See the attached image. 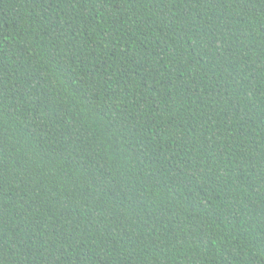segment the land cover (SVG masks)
<instances>
[{
    "label": "trees",
    "instance_id": "16d2710c",
    "mask_svg": "<svg viewBox=\"0 0 264 264\" xmlns=\"http://www.w3.org/2000/svg\"><path fill=\"white\" fill-rule=\"evenodd\" d=\"M0 264H264V0H0Z\"/></svg>",
    "mask_w": 264,
    "mask_h": 264
}]
</instances>
